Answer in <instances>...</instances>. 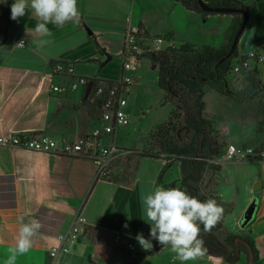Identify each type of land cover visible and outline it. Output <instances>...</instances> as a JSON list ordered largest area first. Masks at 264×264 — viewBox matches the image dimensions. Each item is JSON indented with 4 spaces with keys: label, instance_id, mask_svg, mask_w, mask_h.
<instances>
[{
    "label": "crops",
    "instance_id": "obj_1",
    "mask_svg": "<svg viewBox=\"0 0 264 264\" xmlns=\"http://www.w3.org/2000/svg\"><path fill=\"white\" fill-rule=\"evenodd\" d=\"M234 1L250 7V20L238 46L239 55L243 56L252 49L240 52L249 28L254 41L257 12L255 0ZM77 7L79 22H68L62 27L49 23L50 35L35 32L36 25L42 21L30 6L23 17L14 20L8 42L0 47V137L9 139L15 135L35 133L49 136L59 146L67 143L63 140L62 127H69L67 120L78 116L83 119L87 114L82 109L76 110V107L83 104L88 94L81 89L66 94L56 93L52 91L53 87L68 86L73 78L82 77L105 83L119 80L122 74L123 35L129 24L143 26L153 34L171 33L179 38L180 26L175 23L188 16L205 23L210 20L225 21L226 30L220 46L216 47L220 48L229 39L234 19L227 15L203 16L187 10L179 0H77ZM156 12H166L171 21L165 24L150 21V14ZM21 41L26 42L25 47L19 46ZM58 63L71 65L74 76L57 75L54 68ZM258 71L264 74V65ZM144 74L146 70L141 60L132 91L135 86L140 87L138 80ZM241 74L228 76V84L234 94L244 91L241 103L219 94L216 97L218 101L211 103L220 104L222 109L240 106L245 117L240 129L232 124L230 118L226 120L230 126L224 128V122L220 121L221 112L208 110L210 93L206 96L207 110L216 120V130L222 132L229 145L264 150V89L253 88ZM56 120L62 126L59 132L51 131ZM127 130H118L113 136L105 138L104 143L132 153L135 149L132 146H138L133 144L137 136L131 132L123 134ZM75 131L83 132L80 122ZM228 133H231L232 139L227 138L231 136ZM171 162L165 155L139 158L136 181L129 186L100 177L96 163L89 159L0 145V264H6L12 254L21 218L25 223L38 219L42 228L33 237L31 249L25 254H18L15 264H51L49 252L60 245L62 236L71 231L78 215L86 219V224L81 226L80 240L69 245L70 252L61 254L56 264H113L117 247H124L130 252H144L138 250L141 246L135 239L137 233L150 238V225L144 220L142 194L156 187H171L169 183H173L171 177L174 176L166 175ZM175 162L179 169L175 184L179 186L181 170L179 163ZM215 178L220 192L229 196L225 202L234 205L232 211L223 213V228L216 237L222 242L230 234L251 238L258 253L256 264H264V158L242 164L220 165ZM211 184L214 185V181ZM203 193L210 197L205 191ZM253 201L257 202L254 218L243 229V216ZM125 224L128 226L124 227ZM129 244L134 245V251L129 250ZM163 252L144 259L141 264H160L158 256ZM244 261L246 254L241 252L240 259L234 264H244ZM225 264L231 263L225 261Z\"/></svg>",
    "mask_w": 264,
    "mask_h": 264
},
{
    "label": "trees",
    "instance_id": "obj_2",
    "mask_svg": "<svg viewBox=\"0 0 264 264\" xmlns=\"http://www.w3.org/2000/svg\"><path fill=\"white\" fill-rule=\"evenodd\" d=\"M214 8L244 9L250 14V7L234 0H204ZM15 0H2L0 4V47L6 44L10 38V29L14 22L11 17V5ZM179 2L189 11L196 12L203 16L222 15L232 16L233 22L230 29L228 45L220 48L206 47L199 53H195L193 45L184 44L181 47L182 60L176 61L175 49L169 48L164 52L152 53L149 55L154 67H157L159 74V88L167 93V101L181 112L183 120V133L177 131L175 143L169 138H165L160 144L158 153H141L138 158H160L164 154L169 155V161H177L180 165L181 180L177 186L186 190L189 195L195 196L201 201L211 199L202 191V181L206 172L210 169L216 170L218 165L212 163L214 157L222 155L223 145L213 133V124L205 115V93L214 90L227 97H236L228 84V73L233 64L240 57L238 47L232 57L228 58L233 41L240 31L244 16L242 14H216L204 12L197 0H179ZM254 8L257 12V28L254 36L256 48L264 49V0H255ZM249 23V22H248ZM248 25V24H247ZM192 53L194 55H187ZM251 76L246 78L253 85V88H260L259 71L255 68L250 72ZM89 108V114L94 119L99 115V106L91 102L90 96L84 101ZM175 112H172L171 117ZM216 167V168H215ZM138 165L136 167L137 171ZM118 184L132 186L136 181V173L129 181H122L120 178H105ZM202 227V226H201ZM223 228L220 221L211 233L201 232V237L205 241V247L212 255L228 256V262L234 264L238 260L236 240L241 238L250 247L254 255V264L258 261V253L253 240L249 237H241L237 234H230L225 241H220L216 234ZM225 246V247H223ZM240 250L246 254V264H249V249L240 244ZM158 249H151L149 252L133 253L124 247H117L114 250L113 264H141V262L157 253Z\"/></svg>",
    "mask_w": 264,
    "mask_h": 264
},
{
    "label": "rangeland",
    "instance_id": "obj_3",
    "mask_svg": "<svg viewBox=\"0 0 264 264\" xmlns=\"http://www.w3.org/2000/svg\"><path fill=\"white\" fill-rule=\"evenodd\" d=\"M1 3L2 0H0V4ZM150 21H156L158 24L159 23L165 24V23H169V21H171V18H169V16L166 15V12H162V13L156 12L154 13V15L153 13L150 14ZM142 25L144 24L142 23ZM175 25L180 26L179 27L180 31L178 35L179 38L174 37V35L171 33H166V34H160V33L153 34L151 32L148 33L150 36L162 37L170 40L171 42L173 41L175 44L174 46L176 47L175 52H177V54H175L176 61L180 62L182 60L181 56L183 55V53H179V52H181L180 51L182 47L181 44L183 43L193 45L195 53L201 52L206 47H201L200 45H194V44L210 45L209 47L212 48L219 47L223 33L226 30L227 23L225 21L217 22L215 20H210L207 23H205L201 19L198 20L195 17L188 16L187 18L182 20V22L177 21ZM175 38L177 39V42L175 41L176 40ZM249 48L252 49L254 48L253 35L250 33V28L248 29L247 33L244 36V42L241 46L240 52L242 53L245 49H249ZM149 55L150 54L145 55L142 58V61L144 62V68L146 70V74H144V77L141 80H138V82L140 83V87L138 88V86L137 87L135 86L134 90L132 91L129 97V105L127 110L131 115V124L126 128L129 130H127L124 133L122 132L123 134L130 132L135 133L138 141L137 140L133 141V144L138 146L137 147L132 146V148H135L134 151L122 157L117 162H115L105 172V175L103 176L104 178H109V177L113 179L120 178L122 181L125 182L131 180L138 165V160H139L138 155H140L138 154L139 151L141 153H146V152L158 153L160 152V144L165 138H169L173 140L175 143H177V141L175 140L177 131H175V129L176 130L179 129L180 134L183 133V120L181 118L182 117L181 115L183 114L180 111L178 112L173 104L168 103L167 93L159 88L158 69L157 67L153 66ZM187 55H194V54L187 53ZM249 73L250 72H244L242 74L245 75V77L246 76L249 77L251 76V74ZM230 74L233 73L229 71L228 76ZM137 88L139 91L138 93L136 92ZM243 92L241 93L237 92L235 98L233 97H228V98L233 99L238 103H241L242 102L241 97L243 95L242 94ZM207 93L208 94L210 93L207 98L208 110L213 109L215 113L221 112L220 121L224 122V128L230 126L226 124V120L230 118L232 119L231 120L232 124L233 125L235 124L236 127L240 129L242 125L241 122L245 119L244 113L239 108L240 106H234L233 108L229 107V109L227 108L222 109L220 107V104L212 105L211 104L212 101L213 100L218 101L216 97H219L218 94L219 95L221 94L218 93L217 91L207 89L204 98L206 104L205 115L207 118H209V120L213 124V133L219 139L220 143L223 145V149H222V154H223L229 144L227 143L225 137L221 134L222 132L216 130V120L213 117H211L208 113L207 103H206ZM142 96H146V97L144 98ZM223 101L225 100H222V102ZM143 105L145 107H143ZM78 109H82V111H85V113H87L85 114V116H83V119H81V116H78V118H74V119L71 118L70 121L67 120L69 127H66V129L61 126V123L59 121L56 120V124L52 125L51 127V131L53 132L54 131L59 132L62 127L64 131L62 132L63 140H65L67 143H72L73 141H75L74 139L76 138L79 139L85 137L86 135L91 133L97 126L96 120L93 118L92 115L89 114L88 112L89 108L87 107V105H85L84 102L82 105H78V108L76 107V110ZM172 112H175L173 118L171 117ZM79 122L80 125H82L83 127L82 133H78L77 131H75L77 130V126L79 127ZM228 134L231 135V133ZM227 138L232 139L233 137L231 135L228 136ZM130 141H132V139ZM129 143L132 145V142ZM126 144H128V142H126ZM164 155L169 157V155L166 154ZM220 157H214L213 160L219 159ZM218 168L219 167H217V169ZM178 170L179 169H177L176 162L172 160L171 165L169 164L168 169L166 171V175L170 177L174 176L171 177L173 183L170 182L169 184L171 185V187L168 188H172L176 186L175 183H177L176 175H178ZM215 172L216 170L214 169H210L206 172V176L204 177L201 187L202 190L205 191V193L210 195L211 199H215L217 203L223 207L224 214H226L229 210L232 211L234 205L227 204L225 202V199L226 198L228 199L229 196H224L223 192H220V190L218 189V185L216 184L217 182L215 178ZM212 181H214V185L211 184ZM236 206L237 205H235V208ZM226 222H228V219L226 220ZM152 243L154 245L153 249H158L157 253L159 251L160 252L164 251L160 256H158L159 257L158 262L160 264H181V262L175 258V254L171 251L170 247H162L156 241H152ZM139 249L142 248L138 247V250ZM143 251L145 252V250ZM246 263L247 262L244 261V264ZM186 264H210V261H208L207 257H204L197 261H188L186 262Z\"/></svg>",
    "mask_w": 264,
    "mask_h": 264
},
{
    "label": "built area",
    "instance_id": "obj_4",
    "mask_svg": "<svg viewBox=\"0 0 264 264\" xmlns=\"http://www.w3.org/2000/svg\"><path fill=\"white\" fill-rule=\"evenodd\" d=\"M25 47L26 42L23 41ZM169 48L175 49L173 43L162 37L150 36L147 29L140 25H128L123 35L121 52L122 74L114 83L100 82L90 78H73L68 86H54L52 91L66 94L70 91L81 89L86 91L92 103L99 106V115L96 118L97 127L83 138L76 139L72 143H63L61 146L46 135L24 133L12 136L9 139L0 137V145L17 147L24 150L57 153L68 157L84 158L92 160L98 167L99 176L104 178L105 172L122 157L129 154L113 144L107 146L104 139L113 136L118 130L127 128L131 124V116L128 112L129 97L135 83V73L138 64L145 55L164 52ZM264 65V52L262 48H253L245 55L240 56L233 64L232 73L239 74L252 72ZM54 72L64 77H73L74 68L71 65L58 63ZM261 86L264 89V74L259 75ZM264 158V150L261 148L240 149L235 145H228L219 159L212 160L215 165L242 164L253 159ZM86 224V219L78 215L74 220L71 231L61 237L60 245L50 252L51 264H56L61 254L70 252L69 245L80 240L81 226ZM129 250L134 251L132 244Z\"/></svg>",
    "mask_w": 264,
    "mask_h": 264
},
{
    "label": "clouds",
    "instance_id": "obj_5",
    "mask_svg": "<svg viewBox=\"0 0 264 264\" xmlns=\"http://www.w3.org/2000/svg\"><path fill=\"white\" fill-rule=\"evenodd\" d=\"M29 6L42 21L35 27V32L41 35H50L47 27L49 23L62 27L68 22H79L77 0H30V5L29 0H15L11 5L10 18L17 20L23 17ZM23 44V41L19 43L20 46ZM142 201L144 220L150 225V238L146 239L142 233H137L135 239L143 250L150 251L154 246L152 241H156L162 247H170L181 264L204 257L210 264H225L223 256L209 253L201 237L202 231L211 233L223 217L224 209L215 199L201 201L178 187H156L142 194ZM41 228L38 219L25 223L21 218L16 243L6 264H15L18 254H25L31 249L33 237Z\"/></svg>",
    "mask_w": 264,
    "mask_h": 264
},
{
    "label": "water",
    "instance_id": "obj_6",
    "mask_svg": "<svg viewBox=\"0 0 264 264\" xmlns=\"http://www.w3.org/2000/svg\"><path fill=\"white\" fill-rule=\"evenodd\" d=\"M198 1V4L200 6V8L204 11V12H207V13H216V14H242L244 16V23L240 29V31L238 32V34L236 35L235 39H234V42H233V45L231 47V50L229 52V55H228V58L232 57L234 51L237 49L239 43H240V39L242 38L244 32H245V29L247 27V24L250 20V14L248 11L244 10V9H227V8H214V7H211L209 6L207 3H205L203 0H197ZM256 209H257V202L256 201H253L249 207L247 208L244 216H243V219H242V228H246L253 220L254 218V215H255V212H256ZM240 244H243L244 246H246L248 249H249V252H250V260H249V264H254V255L249 247V245L244 241L242 240L241 238H238L236 240V246H237V254H238V259H240V256H241V252H240ZM224 247V246H223ZM227 249V256L225 258V261L228 262V256H229V253H230V250L228 248Z\"/></svg>",
    "mask_w": 264,
    "mask_h": 264
},
{
    "label": "flooded vegetation",
    "instance_id": "obj_7",
    "mask_svg": "<svg viewBox=\"0 0 264 264\" xmlns=\"http://www.w3.org/2000/svg\"><path fill=\"white\" fill-rule=\"evenodd\" d=\"M243 245V244H242ZM225 247V246H224ZM226 248V247H225ZM230 250V249H229ZM240 252H241V250H240Z\"/></svg>",
    "mask_w": 264,
    "mask_h": 264
}]
</instances>
